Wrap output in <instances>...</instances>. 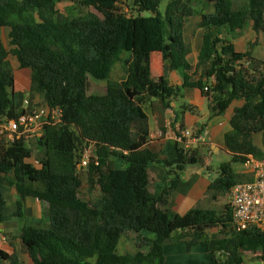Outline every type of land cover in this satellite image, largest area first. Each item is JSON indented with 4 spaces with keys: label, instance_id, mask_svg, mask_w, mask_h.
Returning a JSON list of instances; mask_svg holds the SVG:
<instances>
[{
    "label": "trees",
    "instance_id": "1",
    "mask_svg": "<svg viewBox=\"0 0 264 264\" xmlns=\"http://www.w3.org/2000/svg\"><path fill=\"white\" fill-rule=\"evenodd\" d=\"M162 1L0 0V29H9L11 47L7 50L0 39V121L24 112L14 106L9 55L19 68L30 70L29 95L61 113V123L44 126L34 162L32 149L23 142L6 148L0 141V223L9 218L3 213V186L13 187L20 200L32 197L47 206L46 227L25 223L19 234L31 264H164L167 245H185L188 251L201 246L210 264L240 263L245 254L256 252L264 261V230L236 232L229 205L223 213L195 208L172 216L164 209L179 173L202 162L197 148L182 145L174 160L163 161L176 178L159 196L150 193L148 166L160 159L145 148L148 119L143 110L147 96L170 109L187 87L201 91L212 115L242 100L229 121L225 150L231 163L264 159V151L252 142L253 135H264V61L251 57L253 44L237 53L223 37L241 32L247 22L255 33L263 31L264 0H246L239 7L234 0H208L213 11L202 14L197 24L204 34L195 81L187 61L190 46L183 39L184 18L192 15L194 0H173L161 14ZM62 2H80L94 12L68 17L50 10ZM153 53L181 73L180 87L151 78ZM117 63L123 65L124 76L114 82L110 73ZM90 78L106 82L104 93H88ZM88 143L95 146L98 165L89 166L86 179L89 190L98 194L84 201L76 163ZM115 158L123 161V168H116ZM231 163H220L208 188L212 198L244 182ZM21 207L18 201L13 217L22 216ZM127 235H135L147 251L118 254V243ZM0 264L20 263L0 250Z\"/></svg>",
    "mask_w": 264,
    "mask_h": 264
},
{
    "label": "crops",
    "instance_id": "2",
    "mask_svg": "<svg viewBox=\"0 0 264 264\" xmlns=\"http://www.w3.org/2000/svg\"><path fill=\"white\" fill-rule=\"evenodd\" d=\"M194 2L195 0L190 4L193 10L192 15L185 17L183 23V39L185 44L190 46L191 50L187 56L188 63L193 67L190 74L191 81L198 79L199 73L195 71L194 67L197 63L204 34V31L198 28L197 24L202 14H208L213 11V5L208 0H206L205 6L208 5V9L211 8V11H207L205 8L197 10L196 6H193ZM8 33V28L0 29V39L4 46L9 42ZM223 37H226L230 41L237 53L245 52L249 44H253L251 57L259 61H264V30L255 33L251 28V23L247 22L241 32L234 36L224 33ZM16 68V72L15 70L12 71L15 83L13 99L15 108L21 109L24 106V89L29 90L30 70L21 69L18 64H16ZM150 71L153 80H158L162 77L170 86L174 87H180L183 83L181 73L170 70L168 64L162 61L158 53H153L150 57ZM111 74L112 71L110 78ZM21 76H23L22 80ZM25 77L28 80V88L24 87L26 86L25 81H23ZM91 81L100 82L101 89L106 85L105 81L90 78V84ZM112 81L119 82L120 80ZM101 82L104 83L102 84ZM89 94L99 95L96 93ZM242 105V100H234L224 113L212 115L208 100L202 95L201 91L190 87L184 88L181 91L180 96L171 102L169 110H166L156 99H149L143 104V110L148 119V134L145 148L158 155L160 159L158 163H151L148 166L149 186L152 195L159 196L176 178L175 172H168L163 161L170 162L174 160L177 149L182 146L175 139L178 128L181 127L190 130L193 133L191 146L197 148L199 155L203 152L205 153L201 167L197 166V163L186 166L183 172L179 173V184L175 190L170 192L167 203L164 206V209L169 215H184L195 208L207 209L208 188L211 182L218 176V174L216 175L217 171L214 172L215 175L211 172V165L208 164V161L213 157L218 160L222 154L227 155L224 146V136L231 132L229 121L235 109ZM175 119H177L176 122ZM159 130L165 134L164 138L160 139L155 136V133ZM261 137V134L252 136L253 144L260 149V144H255L253 140L254 138H258L259 142ZM114 164L118 169L124 167L122 160L120 165L116 164L115 161ZM2 197L5 202L3 213L9 218L0 223V250L10 256L15 255L20 264H31L30 257L20 243L19 234L25 223L31 225L44 223V220H46L47 206L45 203L32 197H26L20 200L16 190L9 186L2 187ZM18 201H21L22 204V216L13 217L12 215L17 210L16 204ZM141 235L147 236L145 232H142ZM129 236L122 237L120 240L130 239ZM184 257H188V260L192 264H210L209 254L201 246L193 247L189 251L185 245H167L163 248L164 264L179 263V260L181 259L183 261Z\"/></svg>",
    "mask_w": 264,
    "mask_h": 264
},
{
    "label": "built area",
    "instance_id": "3",
    "mask_svg": "<svg viewBox=\"0 0 264 264\" xmlns=\"http://www.w3.org/2000/svg\"><path fill=\"white\" fill-rule=\"evenodd\" d=\"M204 90L206 91L207 88ZM28 99L23 101L22 114L16 118H5L0 121V141L6 148L23 142L33 151L43 135L44 126L61 123V113L57 108H48L41 104L32 106ZM155 136L161 139L165 137V134L159 130ZM175 139L181 145L189 147L193 141V133L190 130L178 128ZM32 144H34L33 148ZM90 165H98L93 143H88L81 150L76 163L77 173L87 172ZM244 166L248 167L251 180L234 185L228 192L232 227L236 232H242L250 227L264 230V159L248 157ZM251 262L264 264L259 252L245 254L243 261L234 264H250Z\"/></svg>",
    "mask_w": 264,
    "mask_h": 264
},
{
    "label": "rangeland",
    "instance_id": "4",
    "mask_svg": "<svg viewBox=\"0 0 264 264\" xmlns=\"http://www.w3.org/2000/svg\"><path fill=\"white\" fill-rule=\"evenodd\" d=\"M169 1H173V0H163L162 3L159 5L158 10L160 11L161 14L164 13L165 10V6L167 5V3ZM246 0H235V6L239 7L242 6L245 3ZM184 2V1H183ZM206 5V0H195V2L193 3V6L197 8V10H201V8H205L207 11H211V8L208 9V5ZM122 9L124 8L123 6L119 5ZM119 8V9H121ZM50 10L54 13L60 12L68 17H76L78 15H84L87 13H93L94 10L91 7H85L82 6L80 2L77 3H69V2H62V3H55L54 5L50 6ZM7 50H10L11 47L9 45V42L5 45ZM127 54L124 53L122 55V59L126 58ZM16 60L12 55H9L8 57V66L9 68L16 72ZM14 72V73H15ZM124 75V68L123 65L121 63H117L112 70V74H111V80H121L122 76ZM21 80L23 79V76H21ZM24 83H26V86H24L25 88H28V80L25 77ZM102 84L104 82H101ZM100 82H94L91 81V84L89 86V93H96V94H101L104 91V87H102V89L100 88ZM28 93V94H27ZM24 94H25V99H28V102L33 106V105H40V101L39 98H37L34 95H29V91L26 89H24ZM255 142V144H260L261 146V150L264 151V135H262V137L260 138V141L258 142V138H254L253 140ZM34 144H32V148ZM35 150H33L32 153V158L30 159L31 161H33L36 157H35ZM205 156V153L203 152L201 154L202 160ZM114 161L116 162V164L120 165L121 160L118 158H115ZM34 162V161H33ZM220 163H231V158L230 156L226 155V154H222L220 155L219 159L217 160L215 157H213L210 161H208V164L211 165L210 170L211 172L214 174V172H216V175L219 172V165ZM202 162L200 161L197 166L201 167ZM232 166V170L239 175L240 179L242 181H246L249 178H251V174L249 172L248 167L244 166V164L242 163H231ZM209 168V166H208ZM80 175V179H81V187L79 189V195L80 197L84 200V201H88V200H92L94 198H96L98 192L96 189L93 190H89V186L87 184V179H86V172L85 171H81ZM215 175V174H214ZM208 204H206V208L207 209H212L215 210L218 213H223L227 210V206L229 204V199H228V193L226 194H221L218 195L216 198H212L211 197V193L208 195ZM46 220H44V224H42V228L46 227ZM209 232L211 233H217L218 230L217 229H211L209 230ZM147 234V237L149 238H153V235L145 232ZM151 236V237H150ZM136 236L134 235H130L129 238L130 239H122L119 241L118 246H117V253L122 255V254H134L137 251H141V252H146L147 249L145 247H139V241L138 238H134ZM125 238V237H124ZM256 254V253H254ZM252 258V257H251ZM188 257H184L183 261L180 259L179 263L175 262L172 264H192V262L190 260H188ZM250 264H257L255 262H251Z\"/></svg>",
    "mask_w": 264,
    "mask_h": 264
},
{
    "label": "water",
    "instance_id": "5",
    "mask_svg": "<svg viewBox=\"0 0 264 264\" xmlns=\"http://www.w3.org/2000/svg\"><path fill=\"white\" fill-rule=\"evenodd\" d=\"M148 99H150V96H147Z\"/></svg>",
    "mask_w": 264,
    "mask_h": 264
}]
</instances>
